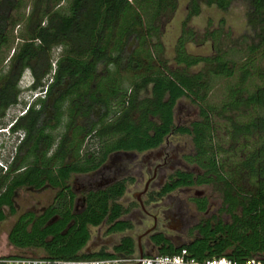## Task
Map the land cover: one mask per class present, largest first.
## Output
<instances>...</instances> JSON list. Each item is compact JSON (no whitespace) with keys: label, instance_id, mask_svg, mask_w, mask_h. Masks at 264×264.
Instances as JSON below:
<instances>
[{"label":"trees","instance_id":"obj_1","mask_svg":"<svg viewBox=\"0 0 264 264\" xmlns=\"http://www.w3.org/2000/svg\"><path fill=\"white\" fill-rule=\"evenodd\" d=\"M232 1L235 0H188L174 46L175 68L170 69L159 56L160 43L153 46L156 57H139L136 51L126 52V46L132 39L141 48L149 37L155 36L154 22L171 14L176 0H134V8L127 0H70L66 15L52 10L51 0H33L24 18L26 34L17 50L12 51L7 71L0 77V115L16 104V82L24 68L32 77L31 88L42 89L40 82L50 72V50L62 47L63 55L55 62L37 108L27 106L9 126L11 130L24 132L16 150L25 148L34 160L31 165L17 167L14 156L0 175V222L14 214L11 197L16 190L49 187L56 189L58 195L70 194L66 184L70 175L97 171L118 154L156 149L165 137L177 133L190 136L193 153L184 160L202 173L194 176L175 171L159 191L150 195L160 197L179 187L210 183L226 196L222 211L229 221L223 224L217 218L212 232L206 230L192 244L163 245L156 256L172 255L183 248L197 261L222 256L241 264L253 256L264 259V116L256 112L264 110V86L255 83L263 75L255 55L259 51L258 55L264 59V0H241L253 41L247 46L250 56L239 65L226 58L221 46H213L215 53L208 57L191 56L184 51V45L194 37L186 24L198 15L199 5L225 11ZM19 6L20 0H0V49L8 43L7 35L16 22L22 19L13 17ZM207 35L212 43L219 40L217 31ZM198 64H202L200 71L187 73ZM98 66H111L115 75L125 74L130 84L127 91L120 93L112 115L105 121H102L105 114L101 113L109 111L107 100L116 93L117 85L116 79L107 80L102 85L105 89L100 90L99 81L95 84ZM215 78H221L224 84L221 99L213 105L207 97ZM67 98L66 131L45 158L49 141L43 135L48 126L43 118L50 110L57 115V105ZM181 98L198 107L199 120L188 127L173 125V108ZM52 117L56 123V116ZM91 117L95 120L81 127L76 125L77 120ZM213 117L222 118V127ZM218 129L223 131L221 138H225L227 149H236L233 154L238 150L231 166L230 159L217 158L225 153L216 140L213 142V132ZM84 137L96 141L97 147L85 149L78 156L79 139ZM124 183L119 180L103 189L86 192L106 197L88 199L87 206L78 212L72 211L70 200L55 198L39 214L19 215L6 234L7 243L18 250H39L43 254L40 260L46 261L132 256L136 251L128 240L111 252H82L89 238L88 225L97 226L102 220L113 223L121 214L114 201L123 194ZM2 207H6L5 212ZM202 209L201 206L199 210ZM127 227L128 223L116 221L108 232Z\"/></svg>","mask_w":264,"mask_h":264},{"label":"rangeland","instance_id":"obj_2","mask_svg":"<svg viewBox=\"0 0 264 264\" xmlns=\"http://www.w3.org/2000/svg\"><path fill=\"white\" fill-rule=\"evenodd\" d=\"M33 0H20V6L13 17L22 19L16 22V25L8 33V43L0 49V77L5 74L9 65V58L13 50H17L18 46L22 42L23 36H25L24 18L31 9ZM130 7L134 8V0H127ZM53 5L52 10L59 15H66L69 11L70 0H51ZM188 0H176V6L171 14H165L157 19L154 24L157 27L156 35L147 39L144 46L138 45V42L130 39L126 46V52L136 51L139 57L146 55L155 56L156 50L154 49L155 43H160L161 54L159 55L166 63V67L172 69L175 68L172 58L174 56V46L176 39L181 33V22L183 21L187 12ZM246 7L241 0L232 1L225 11H220L214 6L206 7L199 5V13L197 16L190 18L186 24V28L190 29L194 34L192 41L187 42L184 45V51L191 56L208 57L215 53L213 46H221L223 51H226V58L233 61L236 65H239L244 59H247L250 55L247 52V46L253 41V31L246 25ZM141 19H145L144 15ZM217 31L219 34V40L215 39L212 43L211 38L207 35L209 32ZM205 35V37H203ZM217 41V42H216ZM259 52V51H258ZM256 53V64L261 69V80H255L256 84L264 86V59L260 58L259 53ZM63 55V48L55 46L50 50V72L41 80V88H31L32 77L27 68H24L16 82V104L6 108L0 115V175L8 167L14 156L17 157V167H23L31 165L34 157L31 152L22 148L19 152L16 150L21 138H23L24 132L22 130H11L10 124L14 122L16 118L21 116L26 110L27 106L37 108L38 99L42 97L44 87L49 83L52 77L53 69L55 68V62ZM260 58V59H259ZM202 69V64L193 66L187 70L188 74H193ZM96 80L99 81L100 90H104L105 82L116 79L117 85L116 93L107 100V107H110L107 113L102 111L104 120L112 115L113 106L121 92L127 91L130 84L125 78V74L115 75L114 69L111 66L103 68L98 66L96 70ZM115 77V78H114ZM223 80L221 78H215L211 81V89L208 93L207 101L209 104H218L223 95ZM103 85V86H102ZM68 98L57 105V115L52 110L47 111L46 116L43 118V123L48 126L44 128L43 135L47 137L49 141L48 150L45 152V158L49 157L54 151L59 138L66 131V124L68 120ZM257 114L264 116V110H257ZM52 114L56 116L57 122L54 123ZM95 118V117H94ZM93 117L89 120L76 121L78 127L83 126L84 123L94 121ZM213 121H216L220 127H222V118L213 117ZM199 120L197 104L190 102L187 98L179 99L173 108V125L180 127H188L191 122ZM78 134V132L76 131ZM76 133L74 136H76ZM74 134V133H71ZM72 136V137H74ZM78 138L80 137L77 135ZM214 140L223 147L225 153L217 155V158L230 159L228 165L237 159L238 150L227 149L228 144H225V138L223 131L218 129L213 132ZM97 147L96 141L93 139L82 138L78 143V156H80L85 149H94ZM229 151V152H228ZM41 153V150L39 151ZM43 152V151H42ZM193 148L188 135L169 134L165 137L162 144L156 149L143 152V153H124L118 154L114 157L118 158L119 166L117 162L110 164V158L107 162L97 171L87 174H75L70 175L66 184L71 189L70 192L83 194L93 189H87L88 184L99 182L101 179L104 182L109 181L114 183L119 180H123L125 183V190L122 194L121 200L131 201L132 195L138 193L147 179L150 178V194L156 193L160 190L159 180L162 183L169 181V176H172L175 171L187 172L192 175H200L202 172L195 165L188 163L184 160V157L192 155ZM113 158V157H112ZM58 165V163H53ZM227 165V166H228ZM206 187L202 188L208 195L220 194L216 187L210 183H206ZM88 190V191H87ZM57 192L56 189L49 187H42L40 189L20 188L16 190V202L14 207V214L6 217L0 222V257H16L17 259H42L43 254L39 250H18L11 247L6 241V234L10 227L16 220V218L25 213V211L31 210L34 214H39L41 207H46L53 195ZM192 192L182 193L180 190L175 189L169 193L168 199H163L161 205H171L175 213L183 207L184 203H190L189 197ZM120 200V199H119ZM120 203V202H119ZM171 208V207H170ZM130 209V207L128 208ZM6 210H4L5 212ZM210 213L217 217L222 222H228L220 212ZM178 214V213H177ZM193 217L192 222L201 218L200 215L190 214ZM149 224V221H146ZM147 224V225H148ZM103 230V229H102ZM91 236H95V231L90 232ZM101 236L104 237L103 231ZM171 235L173 233H170ZM89 250L87 252H92ZM82 252L85 253L84 250ZM134 255V254H133ZM156 256V250H150L148 257Z\"/></svg>","mask_w":264,"mask_h":264},{"label":"flooded vegetation","instance_id":"obj_3","mask_svg":"<svg viewBox=\"0 0 264 264\" xmlns=\"http://www.w3.org/2000/svg\"><path fill=\"white\" fill-rule=\"evenodd\" d=\"M110 164L117 162L118 158H110ZM119 166V163L117 164ZM112 184L109 181L101 179L97 183L88 184L87 189L99 190ZM160 188L165 184L162 180L158 183ZM206 184L183 186L177 188L182 193L192 192L189 197L190 203H184L183 207L177 213L172 209L171 205H161L163 199H168L169 193L156 197L150 195V178L147 179L142 189L132 195V200L126 201L121 200L122 195L117 198L114 203L120 206L121 214L113 221V223L107 224L105 220H102L97 226L91 227L88 225L89 238L85 242L83 250L87 254H93L101 250L105 252H111L115 247L120 246L126 240L130 241L133 249L136 251L134 255L139 257H148L150 250L155 249L156 252L161 246H172L179 247L183 244H192L199 235L207 230L212 232L214 229V222L217 217L210 213L220 212L227 220L229 216L222 211L223 201L226 198L224 194L208 195L202 188L195 189L198 187H206ZM71 191V189L69 188ZM87 190V191H88ZM16 194L11 197L13 208L15 207ZM104 195H89L86 192L83 194L73 193L70 194H54L50 200V203L46 207H41L40 212L45 208L53 204L55 198L71 201V209L73 212H78L87 206V200L90 198H104ZM150 198L153 200L150 201ZM120 199V200H119ZM120 202V203H119ZM202 210H199L200 207ZM130 207V209H128ZM171 207V208H170ZM2 210H6V207H2ZM26 212H31L27 210ZM190 214L200 215L201 218L197 221L192 222L193 217ZM149 221V224L146 221ZM125 222L129 224V227L124 228L119 232H108V229L113 226L116 222ZM222 222V221H221ZM225 224L226 222H222ZM148 224V225H147ZM103 229V230H102ZM95 231V236L92 237L90 232ZM101 231L104 233V237L101 236ZM170 233H173L172 235ZM93 250L92 252H87ZM122 254H117V256ZM124 256V255H122ZM127 257V256H124Z\"/></svg>","mask_w":264,"mask_h":264},{"label":"built area","instance_id":"obj_4","mask_svg":"<svg viewBox=\"0 0 264 264\" xmlns=\"http://www.w3.org/2000/svg\"><path fill=\"white\" fill-rule=\"evenodd\" d=\"M0 264H237L225 257H210L200 261L191 258L185 249H180L172 255L139 257L137 255L127 257H115L108 260L91 261H46L38 259H17L0 257ZM241 264H264V259L257 256L244 260Z\"/></svg>","mask_w":264,"mask_h":264},{"label":"water","instance_id":"obj_5","mask_svg":"<svg viewBox=\"0 0 264 264\" xmlns=\"http://www.w3.org/2000/svg\"><path fill=\"white\" fill-rule=\"evenodd\" d=\"M139 256H140V250H139ZM119 257H123L124 258V256H122V255H119Z\"/></svg>","mask_w":264,"mask_h":264}]
</instances>
